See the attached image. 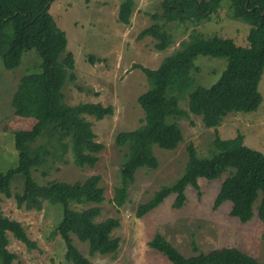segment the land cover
<instances>
[{
    "label": "trees",
    "instance_id": "16d2710c",
    "mask_svg": "<svg viewBox=\"0 0 264 264\" xmlns=\"http://www.w3.org/2000/svg\"><path fill=\"white\" fill-rule=\"evenodd\" d=\"M56 0H0V60L5 70L13 71L21 65L27 51H35L40 58V72L24 75L13 93L11 106L14 111L35 121L30 130L17 131L13 145L17 152L14 168L0 173V196L13 199L17 209L40 212L44 204L59 205L62 218L55 228L65 247V260L69 264H90L73 245L71 236L88 246L90 256L113 255L119 249L120 240L112 232L120 227L118 218L97 222L98 205L104 201V190L98 175L84 182L69 184L52 181L39 185L32 172L49 163L66 164L70 156L73 166L93 168L99 161L104 146L95 141L92 124L85 116L101 121L113 115L111 106L99 103H80L75 106L64 102L63 87L67 81L76 80L73 74L75 61L67 51V39L51 15L50 4ZM89 2V0H85ZM222 0H165L162 14L153 15L154 23L137 35L141 41L146 37L155 40L154 48L162 52L173 43L165 31V23L198 25L218 8ZM236 20L251 25L247 47L236 46L231 39L214 36L195 39L170 56L164 58L156 70L136 66L145 75L148 89L140 95L137 103L144 114L142 125L115 137V145L126 148L127 154L118 172L112 203L121 208L127 200L129 187L134 183L139 169L155 170L158 162L153 155L155 146L173 151L183 141L180 128L168 123V118H183L178 109L177 97L185 90L190 72L195 69L198 57L225 61L219 79L209 88L196 87L188 95L187 109L200 117L207 129H216L231 114L252 113L262 104L258 91L264 73V0H227ZM134 10L133 0H124L117 19L128 26ZM100 62L89 56V63ZM46 145L34 147L40 139ZM49 146L54 147L53 150ZM187 162L182 174L169 186H163L145 204L139 205L136 217L141 218L158 208L170 195L175 199L172 207H183L188 186L198 189V180L221 179L220 188L213 203L216 210L223 203L231 204L230 217L240 223L249 222L254 216L264 221V155L244 145L237 134L222 140L215 135L207 157L198 156L194 146L186 147ZM21 180L20 191L12 193L13 183ZM92 205L77 210L76 207ZM8 234L25 246L28 251L37 249L36 242L29 239L20 223L5 217L0 209V264H14L16 256L7 250ZM164 256L171 264H263L236 248L214 249L199 252L191 243L195 254L184 257L161 234H155L147 244Z\"/></svg>",
    "mask_w": 264,
    "mask_h": 264
},
{
    "label": "rangeland",
    "instance_id": "374dc122",
    "mask_svg": "<svg viewBox=\"0 0 264 264\" xmlns=\"http://www.w3.org/2000/svg\"><path fill=\"white\" fill-rule=\"evenodd\" d=\"M123 1L56 0L50 4L48 13L65 33L67 51L72 53L75 61L73 74L76 80L67 81L63 87L64 102L70 106L80 103L111 106L113 115L101 121L85 116L92 124L95 141L104 146L95 167L77 168L67 155L66 164L49 163L44 168L49 172L47 177L41 175L42 169L32 172L34 180L39 185L52 181L74 184L94 175L100 176L104 201L98 205L100 216L97 222L118 218L120 227L111 236L118 238L120 243L113 255L90 256L87 244L71 236L73 245L90 264H171L147 245L157 233L187 258L195 255L191 248L194 242L201 253L236 248L264 264V221L254 216L249 222L240 223L230 217L229 202L213 209L215 197L226 175L213 181L199 179L198 189L188 186L185 190L186 201L180 209L172 207L175 196L170 195L158 208L143 217L137 218L135 215L139 205L147 203L156 191L169 186L182 174L189 144L194 146L199 157L204 158L209 155L215 135L227 140L240 134L245 146L264 155V73L258 85L263 101L255 112L228 115L218 128L207 129L200 117L188 112V95L196 87L212 86L224 70L225 61L198 57L187 87L177 97L178 109L185 116L168 118V123H175L180 128L183 141L173 151L154 146L152 152L158 167L155 170L139 169L135 173L134 183L129 187L127 200L121 208L111 202L118 183L119 168L127 154L126 148L120 149L115 145V137L121 132L139 128L144 120L137 99L147 91L149 85L145 75L135 67L156 70L164 58L197 38L217 36L231 39L236 46L247 47L251 28L245 21L234 19L229 2L222 0L216 11L209 13L208 18L198 25L164 24L159 21L173 43L166 50L158 52L154 48V39L146 37L138 41L137 35L154 23L153 15L162 14L165 0H133L134 10L128 26L117 19L118 8ZM89 56L100 62L91 65ZM37 72H40V58L33 50L24 53L21 65L13 71L5 70L0 60V173L17 164L14 133L30 130L35 123L33 119L17 114L11 102L21 77ZM43 145H46L44 138L38 140L34 147ZM53 148L49 146V149ZM21 186V180L13 183L12 193L20 191ZM0 209L5 217L20 223L29 239L37 244V249L28 251L8 234L7 250L16 256L14 264H69L64 257V244L55 234V228L62 218L59 205L45 203L40 212L25 211L17 209L13 199L0 196Z\"/></svg>",
    "mask_w": 264,
    "mask_h": 264
}]
</instances>
